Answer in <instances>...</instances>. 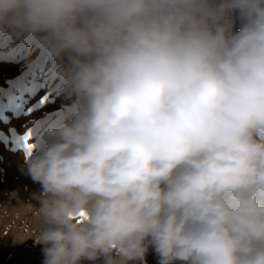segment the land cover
I'll return each mask as SVG.
<instances>
[{"label":"clouds","instance_id":"obj_1","mask_svg":"<svg viewBox=\"0 0 264 264\" xmlns=\"http://www.w3.org/2000/svg\"><path fill=\"white\" fill-rule=\"evenodd\" d=\"M70 103L26 174L43 264H264V0H0Z\"/></svg>","mask_w":264,"mask_h":264},{"label":"rangeland","instance_id":"obj_2","mask_svg":"<svg viewBox=\"0 0 264 264\" xmlns=\"http://www.w3.org/2000/svg\"><path fill=\"white\" fill-rule=\"evenodd\" d=\"M68 103L39 47L0 34V264H43L44 246L35 243L41 186L26 174L25 157L38 148L41 128ZM145 259L159 264L151 246Z\"/></svg>","mask_w":264,"mask_h":264}]
</instances>
